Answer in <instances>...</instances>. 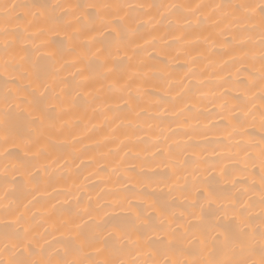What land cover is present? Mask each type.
<instances>
[{
  "label": "snow or ice",
  "instance_id": "1",
  "mask_svg": "<svg viewBox=\"0 0 264 264\" xmlns=\"http://www.w3.org/2000/svg\"><path fill=\"white\" fill-rule=\"evenodd\" d=\"M0 264H264V0H0Z\"/></svg>",
  "mask_w": 264,
  "mask_h": 264
},
{
  "label": "bare ground",
  "instance_id": "2",
  "mask_svg": "<svg viewBox=\"0 0 264 264\" xmlns=\"http://www.w3.org/2000/svg\"><path fill=\"white\" fill-rule=\"evenodd\" d=\"M74 2V0H73ZM88 2H104V0H88ZM179 2H189V3H200V2H209V0H179ZM214 2H238V0H214ZM56 39H59V37H56ZM149 51H151V49H149ZM184 57H181L179 60L175 61L173 63V72L176 75H181L183 74V72L186 70L185 66H184ZM203 65H201L202 67ZM205 76H208V72H205ZM210 90H216L217 92L219 91H223L224 89H220L217 88V84L216 82H214V79L212 81H210L209 86L207 88H205L206 92H209ZM235 91L231 92L230 95H235ZM209 99H211V96L209 95ZM200 109L201 112L204 113V115H202L200 117V120L202 122V124H206V123H211V124H222L223 122L220 120V116L217 115L216 113L219 111L218 108H213L212 103H209L207 100L204 101L201 105H200ZM195 123V122H193ZM93 125H97L96 130L92 131L91 133H89V136L87 139H85L84 141V145L87 146L88 151L84 154V158H85V164L88 163V157H95L96 160L100 163L103 164L106 161L101 159L98 155L99 151H103V152H107L109 150V148H116V146L119 144L120 140H125V129L123 127L117 129L116 133L113 134L110 132L109 127L105 126V127H99L100 125V118L99 117H92L90 122L88 123V127L91 128ZM202 126V125H201ZM250 131L255 133L256 138L258 139L260 136V130L258 128V126L254 129H251ZM112 135H115L116 137H118V139H116L115 141L108 139V140H104L105 137H111ZM218 137H214V136H210L209 139H217ZM220 139H222V137H219ZM104 141L103 144L97 145L96 143H94L95 141ZM194 142H199V143H204L203 139L201 138H197ZM126 144H131V141L129 140H125ZM215 146V145H212ZM77 147H80L79 145H77ZM134 147L136 148H140L141 145H134ZM211 147V146H210ZM122 155V153H121ZM111 159V158H109ZM132 163H136V161H131ZM76 163H79V161H76ZM96 167V163H93L91 168H87V169H82L81 171L83 172V175H87L88 172L92 171V169H94ZM257 172L259 171V169L256 170ZM103 175V174H102ZM81 179H83V176H81ZM92 181H96L97 183H99V180L97 177L93 176Z\"/></svg>",
  "mask_w": 264,
  "mask_h": 264
}]
</instances>
